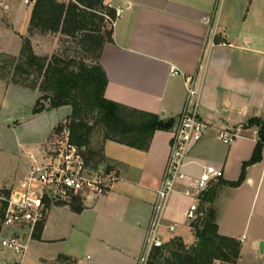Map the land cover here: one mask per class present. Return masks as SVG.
<instances>
[{
    "label": "crops",
    "instance_id": "obj_1",
    "mask_svg": "<svg viewBox=\"0 0 264 264\" xmlns=\"http://www.w3.org/2000/svg\"><path fill=\"white\" fill-rule=\"evenodd\" d=\"M107 3L121 13L113 27V40L105 42L99 59L108 78L105 97L157 114L172 125L158 128L147 149L112 139L102 142L105 160L119 168V180L112 191L81 211L56 205L73 214V246L52 247L65 242L62 233L67 228L61 220L55 230L48 213L40 239L31 238L37 247L52 251L40 256V263L80 264V247L93 252L90 264H139L174 126L186 100L185 77L196 75L201 88L200 113L211 128L191 148L184 169L193 178L207 165L224 169V177L202 196L200 208H216L218 232L241 242L240 258L233 264H240L248 238L252 243L246 248L264 264V250L259 248L264 242V148L262 160L246 167L242 183L236 187L228 184L240 178L259 140V127L250 125L249 120L264 119V0H105ZM0 4L9 9L5 0ZM32 10L29 6L26 10L29 25ZM29 25L27 32L14 29L15 34L21 39L30 35ZM216 37L221 42L216 43ZM173 67L180 74H173ZM6 83L38 92L35 103L40 97L38 89ZM71 113L72 107L64 105L36 114H51L38 148ZM223 129L237 133L230 144L220 138ZM183 184L180 182L178 191L173 192L178 196L171 199L173 193L170 195L162 214L159 237L164 244L175 237L186 245L196 241L185 215L193 199L179 206ZM213 193L212 201H202ZM176 212H181L183 219L177 218ZM181 224L193 233V241L186 242ZM170 226L175 229L170 231ZM26 251L17 254L20 262L16 264H23Z\"/></svg>",
    "mask_w": 264,
    "mask_h": 264
},
{
    "label": "trees",
    "instance_id": "obj_2",
    "mask_svg": "<svg viewBox=\"0 0 264 264\" xmlns=\"http://www.w3.org/2000/svg\"><path fill=\"white\" fill-rule=\"evenodd\" d=\"M107 16L116 18V9L107 7L105 0H37L29 25L28 36H22L21 60L13 71V81L28 88L38 89L33 112L40 113L47 108L64 105L72 107L69 116L73 139L88 147V157L95 163L105 159L103 146L90 148L91 137L97 125L104 129V140L112 139L139 149H147L158 128H168L171 122L160 119L157 114L129 107L105 97L108 78L100 64V55L105 42L113 40V27L105 29L100 21ZM36 31L61 33L79 39V43L92 55L93 62L67 61L64 57L39 55L34 51L30 36ZM216 43L221 42L215 38ZM31 76H33L31 78ZM49 101L47 107L45 102ZM93 123L88 121L89 117ZM250 125L259 127V140L252 157L243 165L240 178L228 183L239 186L245 179L247 166L262 160L264 148V119L253 117ZM215 193L203 200L212 201ZM81 211L83 205L77 202L71 207ZM1 217V214H0ZM191 222L196 242L187 246L182 239L178 249L171 250L165 258V246L155 247L149 255L147 264H214L215 260L236 263L241 254V243L233 237L218 232L215 209L199 226ZM45 223L40 224L34 238L40 239Z\"/></svg>",
    "mask_w": 264,
    "mask_h": 264
},
{
    "label": "built area",
    "instance_id": "obj_3",
    "mask_svg": "<svg viewBox=\"0 0 264 264\" xmlns=\"http://www.w3.org/2000/svg\"><path fill=\"white\" fill-rule=\"evenodd\" d=\"M27 6H34L37 0H22ZM114 8L111 3H107ZM121 9H116V18L107 16L114 27ZM173 74H180L173 67ZM186 100L171 137L170 154L158 189L152 219L148 227L139 264H147L155 247L164 245L159 237L161 219L168 199L178 191L191 196L193 202L185 212L188 219H196L199 203L212 184L224 177V169L207 165L197 178L191 177L184 169L191 148L198 143L211 124L200 113L201 88L196 75H187ZM237 133L223 129L220 138L230 144ZM119 168L109 162H93L88 157V147L73 139L70 120L64 119L56 126L39 147L37 153H29L26 168L10 189H0V214L3 232L0 245L18 255L26 251L27 240L33 238L37 227L45 223L52 205L72 207L78 201L83 206L112 191L119 180ZM175 226H170L173 231ZM24 233L25 238H23ZM245 237L242 238V241Z\"/></svg>",
    "mask_w": 264,
    "mask_h": 264
},
{
    "label": "rangeland",
    "instance_id": "obj_4",
    "mask_svg": "<svg viewBox=\"0 0 264 264\" xmlns=\"http://www.w3.org/2000/svg\"><path fill=\"white\" fill-rule=\"evenodd\" d=\"M5 3L9 5V9H6L4 4H0V78L5 80H0V189L7 191V189L12 187H8V185L11 183L16 184L21 177V167L27 164L25 159L28 153L38 152L39 148L37 147V142H39L42 137L47 122L49 121L48 117L51 114L36 115L38 113L33 112V106L35 99L38 97V92L23 90L16 86H8L6 83H14V67L21 60L23 38L21 39L19 35L15 34L14 29L27 32L29 23L26 13L28 6L25 5L22 0H5ZM29 7L33 9L34 6ZM107 7L109 6L107 5ZM103 15L104 20L100 21V24L103 25L105 29H109L111 25L106 10H104ZM250 28L251 25H249V29ZM31 42L34 51L39 55L51 57L54 54H58L67 61L74 59L76 61L83 60L89 64L93 62L92 55L79 43V39L77 38L68 37L61 33L36 31ZM32 77L33 76H31V78ZM45 104L49 106V101H46ZM66 110L67 108L63 109V111ZM13 118L14 120H12ZM67 120H70L69 116ZM88 121L93 123L91 115ZM103 141L104 129L101 125H97L91 137L90 148L94 150L98 149ZM103 161L108 162L105 159ZM175 196L178 195L173 193L171 199ZM190 199H192L191 196H180L179 206H182L184 202ZM62 207L65 206L60 205L61 209H65ZM58 208L59 207L56 205H52L49 215L53 223L52 227H55V230L62 220V223L67 228L62 233L65 234L66 240L63 244L52 247L65 248L66 246H73L74 240L71 234V217L73 214L69 210H59ZM210 209L209 205L200 208L199 203L198 216L196 219H189L190 222L196 221L199 226L202 227L210 213ZM174 214L177 218L183 219L181 212H176ZM180 228L185 231L184 236L186 242H191V240L193 241L195 239L193 233L188 229V226L181 224ZM2 232L3 229L1 227L0 217V238ZM180 242V238L175 237L164 244L166 247L164 251L165 258L171 256L172 249H178V243ZM251 243L249 238L245 241V249L240 264L260 263L257 257L252 256L251 251L246 248L248 245H251ZM36 245L37 244L32 239L29 240L23 264H41L39 257L46 256L52 252L45 247H37ZM94 258L95 256L90 249L79 247L80 264H90ZM216 261L218 260H215V262ZM219 261L218 263L220 264L230 263L223 260ZM18 262H20V256L9 249H5L4 251L0 249V264H16Z\"/></svg>",
    "mask_w": 264,
    "mask_h": 264
},
{
    "label": "water",
    "instance_id": "obj_5",
    "mask_svg": "<svg viewBox=\"0 0 264 264\" xmlns=\"http://www.w3.org/2000/svg\"><path fill=\"white\" fill-rule=\"evenodd\" d=\"M95 200L92 202V204L95 202ZM25 235L26 234L24 233L23 238H25ZM259 248H260V252H263V250H264V242L263 241L260 242Z\"/></svg>",
    "mask_w": 264,
    "mask_h": 264
}]
</instances>
